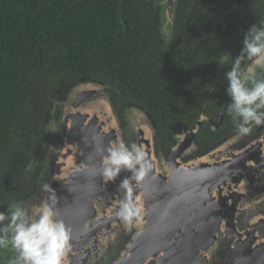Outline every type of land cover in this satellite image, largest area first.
<instances>
[{
	"label": "water",
	"instance_id": "1",
	"mask_svg": "<svg viewBox=\"0 0 264 264\" xmlns=\"http://www.w3.org/2000/svg\"><path fill=\"white\" fill-rule=\"evenodd\" d=\"M177 4L161 0L160 31L168 33L166 38L173 32ZM105 88L81 79L64 97L59 92L51 97L35 187L11 203L39 204L52 194L43 190L49 185L72 246L82 247L95 232L107 242L117 224L120 237L131 234L119 262L130 255L140 260L146 248L149 262L155 263L154 255L157 264H232L233 257L239 264H264V177H258V168L264 174V125H253L246 134L235 131L206 153L182 161L179 146L168 155L156 148L152 120L142 110L126 107L121 118ZM116 141L144 149L150 167L142 180L125 170L111 181L101 175L102 158ZM125 178L131 191L120 187ZM129 199L143 214L125 226L116 212ZM189 234L192 244L178 240ZM168 245L175 253L168 255ZM223 246L233 249L225 260Z\"/></svg>",
	"mask_w": 264,
	"mask_h": 264
},
{
	"label": "flooded vegetation",
	"instance_id": "2",
	"mask_svg": "<svg viewBox=\"0 0 264 264\" xmlns=\"http://www.w3.org/2000/svg\"><path fill=\"white\" fill-rule=\"evenodd\" d=\"M128 1L97 0V3L111 5L115 10L113 18L116 19L118 11L119 17L130 21L127 26L133 29V2L129 4ZM140 1L144 12L137 19L146 21L142 23L144 32L124 31L129 39L126 66L130 69L131 80L142 81L149 86V90L145 88V96L137 102L120 105L113 100L114 107L121 118L124 117L126 107L134 106L142 110L152 120L156 148L168 155L172 146H179L184 157L182 161H189L206 153L237 131L227 109L230 99L224 91L227 86L224 73L231 67L232 58L239 54L245 32L253 24L257 27L264 26V0H178L173 32L168 38V33L160 31L163 11L161 0ZM139 34L141 36L138 39L136 36ZM168 117L170 122L164 121L159 129L167 135H159L156 140L159 128H156L157 119ZM37 159L28 161L20 171L9 172L8 175L4 173L3 181L11 191H23L9 203L27 197L33 191L38 178ZM258 177H264L259 168ZM6 208L3 205L0 211H5ZM118 229H122L119 224L114 226L107 242L101 241L100 233L97 235L95 232L82 247L71 245L67 256L68 264L158 263V258L156 262L154 255L152 261L155 263L149 262L152 255H148L146 248L143 249L145 254L141 253L140 260L138 255L135 259L130 255L124 262H119L131 243V234L125 238L123 235L120 237L122 230ZM181 232L179 234L186 235V230ZM190 234L189 238L178 240L192 244L191 241L194 240ZM210 234L213 235L212 232ZM173 240L170 242L174 243ZM172 248L168 247V255ZM175 250L174 248L172 252L175 253ZM229 250L233 249L223 246L224 260L228 258ZM13 256L11 250H0V264H9ZM232 259V264H239L236 257Z\"/></svg>",
	"mask_w": 264,
	"mask_h": 264
},
{
	"label": "trees",
	"instance_id": "3",
	"mask_svg": "<svg viewBox=\"0 0 264 264\" xmlns=\"http://www.w3.org/2000/svg\"><path fill=\"white\" fill-rule=\"evenodd\" d=\"M131 1L133 29L97 0H0V208L23 192L11 191L4 173L39 160V138L56 92L62 98L81 79L95 80L109 85L112 103L123 105L149 90L131 80L126 66L124 31L143 33L146 22L137 19L144 12L141 1ZM164 121L170 118L157 119L156 140L167 135L159 131Z\"/></svg>",
	"mask_w": 264,
	"mask_h": 264
},
{
	"label": "clouds",
	"instance_id": "4",
	"mask_svg": "<svg viewBox=\"0 0 264 264\" xmlns=\"http://www.w3.org/2000/svg\"><path fill=\"white\" fill-rule=\"evenodd\" d=\"M224 77L227 81L224 91L230 99L227 109L237 131L246 134L251 126L264 125V26L253 24L245 32L242 48L232 58ZM149 167L141 146L116 141L103 156L99 171L107 181L122 170L140 181ZM120 187L131 191L129 179L121 181ZM43 190L52 194L39 204L24 207L13 202L5 211H0V250L14 253L9 264H68L71 230L60 218L54 190L47 184ZM142 214L143 210L130 199L122 202L116 212L125 226H131Z\"/></svg>",
	"mask_w": 264,
	"mask_h": 264
}]
</instances>
